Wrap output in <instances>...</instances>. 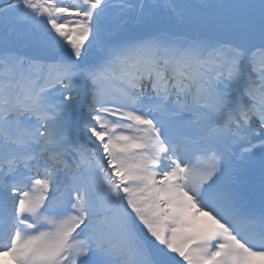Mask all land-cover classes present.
<instances>
[{"label": "snow or ice", "instance_id": "6c2138e0", "mask_svg": "<svg viewBox=\"0 0 264 264\" xmlns=\"http://www.w3.org/2000/svg\"><path fill=\"white\" fill-rule=\"evenodd\" d=\"M0 264H264V0H0Z\"/></svg>", "mask_w": 264, "mask_h": 264}]
</instances>
